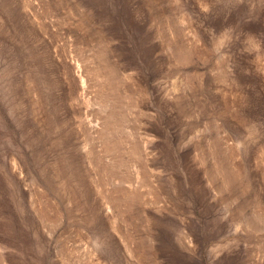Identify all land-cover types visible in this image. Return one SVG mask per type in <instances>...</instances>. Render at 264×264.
I'll return each mask as SVG.
<instances>
[{
  "label": "rangeland",
  "instance_id": "obj_1",
  "mask_svg": "<svg viewBox=\"0 0 264 264\" xmlns=\"http://www.w3.org/2000/svg\"><path fill=\"white\" fill-rule=\"evenodd\" d=\"M0 264H264V0H0Z\"/></svg>",
  "mask_w": 264,
  "mask_h": 264
}]
</instances>
